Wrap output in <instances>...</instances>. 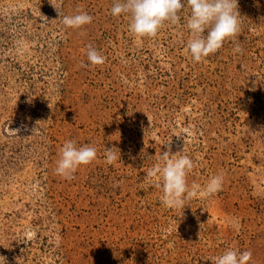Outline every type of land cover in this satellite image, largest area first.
<instances>
[{"label":"rangeland","instance_id":"rangeland-1","mask_svg":"<svg viewBox=\"0 0 264 264\" xmlns=\"http://www.w3.org/2000/svg\"><path fill=\"white\" fill-rule=\"evenodd\" d=\"M237 2L240 31L194 63L187 7L141 38L113 0H0V264H215L228 249L264 264V0ZM77 8L92 22L66 28ZM88 45L103 65L81 66ZM68 140L97 149L71 180L54 172ZM169 150L194 162L183 207L144 179Z\"/></svg>","mask_w":264,"mask_h":264},{"label":"clouds","instance_id":"clouds-1","mask_svg":"<svg viewBox=\"0 0 264 264\" xmlns=\"http://www.w3.org/2000/svg\"><path fill=\"white\" fill-rule=\"evenodd\" d=\"M185 7L190 13L186 24L190 39L185 50L194 63L216 53L225 41L232 40L240 31L241 16L237 0H183V3L181 0H113L110 14L113 17L127 15L128 30L134 37L152 38L166 22L178 24L181 20L178 13ZM92 20V16L77 8L74 15H65L62 23L66 28L81 29ZM233 52L242 54L243 49L237 45ZM86 58L89 63H82V67L105 63L104 56L91 45L87 46ZM104 156L109 165L117 160L113 148L105 147ZM96 158L97 149L94 146H77L75 140H68L60 149L54 172L62 179L71 180L80 167L91 164ZM193 167L194 162L188 155H181V152L172 154L169 150L160 154L158 162L147 171L144 179L161 181L155 187L162 192L161 203L164 207H183L186 200L197 195V186L193 184L190 190L186 179ZM223 182V174L213 175L199 194L211 197L222 190ZM251 260L250 251L238 253L228 249L215 257V264H250ZM0 262H5V258L0 257Z\"/></svg>","mask_w":264,"mask_h":264}]
</instances>
